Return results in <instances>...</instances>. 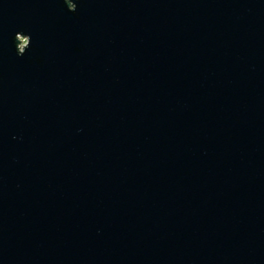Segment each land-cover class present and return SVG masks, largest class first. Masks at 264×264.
Returning <instances> with one entry per match:
<instances>
[{
	"label": "water",
	"instance_id": "water-1",
	"mask_svg": "<svg viewBox=\"0 0 264 264\" xmlns=\"http://www.w3.org/2000/svg\"><path fill=\"white\" fill-rule=\"evenodd\" d=\"M0 264H264V0H0Z\"/></svg>",
	"mask_w": 264,
	"mask_h": 264
},
{
	"label": "rangeland",
	"instance_id": "rangeland-1",
	"mask_svg": "<svg viewBox=\"0 0 264 264\" xmlns=\"http://www.w3.org/2000/svg\"><path fill=\"white\" fill-rule=\"evenodd\" d=\"M20 49L21 48H23V46H25L26 45V43H27V41H26V39H23V38H20Z\"/></svg>",
	"mask_w": 264,
	"mask_h": 264
}]
</instances>
